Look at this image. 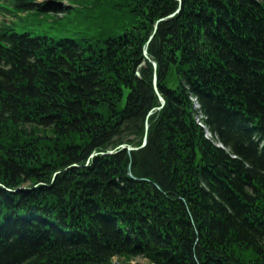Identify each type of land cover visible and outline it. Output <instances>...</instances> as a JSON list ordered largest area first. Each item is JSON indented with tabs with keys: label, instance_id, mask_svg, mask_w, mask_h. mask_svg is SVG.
Returning <instances> with one entry per match:
<instances>
[{
	"label": "trees",
	"instance_id": "obj_1",
	"mask_svg": "<svg viewBox=\"0 0 264 264\" xmlns=\"http://www.w3.org/2000/svg\"><path fill=\"white\" fill-rule=\"evenodd\" d=\"M96 1L136 28L97 31ZM69 2L6 1L0 264H264V0ZM62 12L83 30L29 21Z\"/></svg>",
	"mask_w": 264,
	"mask_h": 264
},
{
	"label": "rangeland",
	"instance_id": "obj_2",
	"mask_svg": "<svg viewBox=\"0 0 264 264\" xmlns=\"http://www.w3.org/2000/svg\"><path fill=\"white\" fill-rule=\"evenodd\" d=\"M68 1L69 0H35V3L38 4V5H40V6L46 5L48 3L49 4H51V3L52 4H55L56 6H58V5H62L63 6V4H64L63 2H68ZM122 1H124V0H122ZM176 1L178 3H180V7H182L181 0H176ZM111 4H108V5L105 4V6H104V2H102V1H96L95 7H94L95 8V11L94 12H96V10L98 12L95 13V16L93 17L92 20L94 21V23H97L98 25L101 26V27L99 26L96 30L97 31H101L104 28H106L107 30H109V29L119 28L121 26H123L126 29L127 32H131L132 30H134L136 28L135 23H134L135 20H134V22H131L130 21V18H127L125 16H124V18H121V17H119L117 15H114L112 13V10L110 9V5ZM179 12H180V9L177 10L176 14H178ZM37 18H38V20H35ZM169 18L170 19L174 18V15L171 16V17H169ZM13 20L15 21V19L13 17H11V19L8 18V17H6V21L8 23L13 22ZM55 20H59L60 21V23L62 24V25H60V27L62 28L63 33L65 35L67 34L69 36L72 35L71 34L72 31H75V30H83V27H84L83 25L87 22V20H83L81 17H79V16H77L75 14L68 13V14L65 15V13H63V12L61 14L49 13V14L43 15L40 18L38 16H33L32 18H29V21H31V22L41 21V24L42 25L41 26L39 25V26L42 27V28H49L48 30H50V32L54 30V26H55V22L54 21ZM118 20H121L120 23L118 22ZM166 21H167V19H161V20H159L157 22V24L162 23V22H166ZM132 23H134L133 28H132ZM136 23L138 25H140V24L143 23V21L136 20ZM39 26H36V27H39ZM27 28L30 29V27H27ZM18 30L22 32L24 30V28H19ZM59 33L60 32L56 31V34H59ZM45 34H46V36L53 37V34L51 35V33H49V31L46 32ZM154 35L155 34H153L151 36V38H150V40H149L148 43H150V41L154 38ZM62 38H64V39L66 38L67 39V36H63ZM78 38H81V36H78ZM147 49L148 48H147V45H146L144 47L143 56L150 62V64L153 66V69H154V71L156 73L157 72L156 70L158 69V65L156 64V62L152 61L148 57V50ZM154 63L156 64V67H154ZM144 64H145V62L141 65V67ZM137 76L139 78H141V74H140V71L139 70L137 72ZM154 79H156V86H154V87H156V89L158 90V78H157L156 74L154 76ZM154 83H155V80H154ZM169 85L174 86L175 83L170 82ZM158 100H159V103H160V107L159 108H156L154 111H152L150 115H152V113L155 112V111H160V109H161V100H160V98ZM193 103H194V108L196 109V122H197V124L202 125V122L201 121L203 119V116L201 115V113L199 111V104L194 99H193ZM163 106H165V105H163ZM147 127L149 129V126H147ZM145 131L147 132V129H145ZM146 136H147V134L145 135V137L143 139V142H142V145H141L140 150L143 149V148H145L146 145H147V138H146ZM208 136L210 137V135L206 133V137H208ZM218 146L220 147V145H218ZM129 148H131V147H129ZM117 150H118V148L116 150H109V152L106 153V154H104V156L105 155H108V154L113 155ZM94 156H96V155H93L92 158ZM27 188H29V187H24L22 189L17 190L16 192H20L21 190H24V189H27ZM32 189H34V188H29L28 190H32ZM120 262H121V260H119V259H116V258L113 259V264H120ZM129 264H151V263L148 260H146V259H144L142 257H137V258L131 259L129 261Z\"/></svg>",
	"mask_w": 264,
	"mask_h": 264
},
{
	"label": "water",
	"instance_id": "obj_3",
	"mask_svg": "<svg viewBox=\"0 0 264 264\" xmlns=\"http://www.w3.org/2000/svg\"><path fill=\"white\" fill-rule=\"evenodd\" d=\"M154 67H156V64L154 63ZM155 85H156V81H155V83H154ZM160 100H161V103H162V105H164V100H163V98L162 97H160Z\"/></svg>",
	"mask_w": 264,
	"mask_h": 264
}]
</instances>
